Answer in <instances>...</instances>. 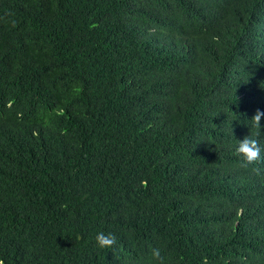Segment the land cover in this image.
Returning a JSON list of instances; mask_svg holds the SVG:
<instances>
[{
  "label": "trees",
  "instance_id": "obj_1",
  "mask_svg": "<svg viewBox=\"0 0 264 264\" xmlns=\"http://www.w3.org/2000/svg\"><path fill=\"white\" fill-rule=\"evenodd\" d=\"M258 109L264 0H0V264H264Z\"/></svg>",
  "mask_w": 264,
  "mask_h": 264
},
{
  "label": "clouds",
  "instance_id": "obj_2",
  "mask_svg": "<svg viewBox=\"0 0 264 264\" xmlns=\"http://www.w3.org/2000/svg\"><path fill=\"white\" fill-rule=\"evenodd\" d=\"M264 118V111L257 110L251 118L252 126L257 129L254 135H247L234 146L235 153L240 157L244 165H255L264 161V147L261 146L259 140L256 138L260 134V130L264 128L261 124ZM95 244L99 249H111L116 244V236L112 232L105 233L98 231L94 237ZM150 258L152 264H164L165 258L159 247H152L150 249Z\"/></svg>",
  "mask_w": 264,
  "mask_h": 264
}]
</instances>
